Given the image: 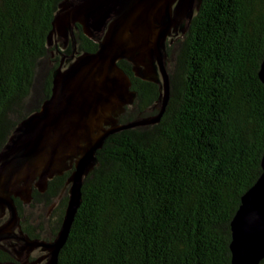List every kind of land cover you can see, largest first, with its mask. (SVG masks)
I'll return each instance as SVG.
<instances>
[{
	"label": "trees",
	"instance_id": "16d2710c",
	"mask_svg": "<svg viewBox=\"0 0 264 264\" xmlns=\"http://www.w3.org/2000/svg\"><path fill=\"white\" fill-rule=\"evenodd\" d=\"M62 1L0 0V151L51 94L59 58L48 36ZM78 28L80 51H96ZM169 52L170 99L160 122L106 138L57 264H231V222L262 173L264 0H201L176 61ZM119 65L138 93L131 107L141 116L160 107L159 85L135 76L126 60ZM131 107L122 123L142 118ZM70 174L44 193L35 188L32 205L68 192ZM68 198L52 214L55 234Z\"/></svg>",
	"mask_w": 264,
	"mask_h": 264
},
{
	"label": "water",
	"instance_id": "95a60500",
	"mask_svg": "<svg viewBox=\"0 0 264 264\" xmlns=\"http://www.w3.org/2000/svg\"><path fill=\"white\" fill-rule=\"evenodd\" d=\"M195 4L198 10L201 0H64L59 4L48 45L58 36L68 48L80 25L87 37L98 38L99 46L94 52L61 53L50 96L18 125L0 151V211H8L0 224L1 248L4 235L21 232L15 199L30 204L35 188L44 193L50 180L71 171L68 203L56 240L26 241L32 249L41 246L50 252L44 264L58 263L81 203L84 179L98 165L97 151L106 138L160 122L171 88L165 67L168 51L163 56L161 48L186 19L192 20ZM116 9L121 12L108 22ZM124 59L132 63L135 76L158 83L162 105L157 114L120 121L138 94L119 65ZM259 76L264 83V60ZM261 166V175L242 196L231 222V264H260L264 259V154ZM9 247L20 259L16 246Z\"/></svg>",
	"mask_w": 264,
	"mask_h": 264
},
{
	"label": "rangeland",
	"instance_id": "374dc122",
	"mask_svg": "<svg viewBox=\"0 0 264 264\" xmlns=\"http://www.w3.org/2000/svg\"><path fill=\"white\" fill-rule=\"evenodd\" d=\"M198 5V4H197ZM197 5L195 4V6H194V15H195V13H196V11L197 10H195L196 8L195 7H197ZM121 12V10L120 9H116V10H114L112 13H111V17H110V19L108 20V22H110V21H112V20H114L116 17H117V15L119 14ZM194 17V16H193ZM193 17H192V19H193ZM191 23V21H189V19H186L180 26L181 27H179V29H178V31L177 32H173V34H172V36L170 35V36H168L167 37V39L165 40L166 42L163 44V48H161V52H162V55L164 56V53H165V49L168 51V57H169V50L171 49L172 50V52H171V55L173 56L172 57V61L175 59V61H176V58H175V54H178V52L180 51V49L182 48V44H183V36L186 34V32H187V30H188V26H189V24ZM184 27V28H183ZM183 28V29H182ZM98 37V36H97ZM100 37H102V36H100ZM99 37V38H100ZM56 38H59L58 39V41L56 40ZM74 38H75V42H73V38H70L69 39V46H68V48H66V46H65V42H63L62 43V39H60V37H58V36H55L54 37V39H53V42H54V44L52 45V51H53V56H56L57 55V57L59 58V63H58V66L60 65V62H61V53H63V54H67V53H71V50L73 51V49L75 50V51H79V52H83V51H80V49H79V41H81L80 39H79V41H77V38H76V35H74ZM90 39H92V38H90ZM92 40H94V39H92ZM98 38H96V36H95V40H94V42H96L97 44H98V46H99V43H98ZM56 42H59L60 44H57ZM62 43V44H61ZM74 46V47H73ZM63 47V48H62ZM64 47H65V49H64ZM98 49V48H97ZM68 50H69V52H68ZM68 55V54H67ZM70 55V54H69ZM169 58H167L166 59V64H165V67H166V69H167V72H169V68L171 67V64L172 63H170L169 64V60H168ZM124 60H126L127 62H128V64H129V66H130V70L133 72V65H132V63L129 61V60H127V59H124ZM46 63H44L43 65H41V67L39 68V70L37 71V77H41L42 76V78H43V75H44V71H43V69L45 68V67H47L46 65H45ZM50 65V64H49ZM52 66H54V65H51V67ZM58 66L56 67V68H58ZM51 67H49V68H51ZM122 67V66H121ZM55 68V69H56ZM54 69V70H55ZM122 69L123 70H127L126 68H124V67H122ZM46 70V69H45ZM54 70H53V72H54ZM127 72V71H126ZM134 73V72H133ZM129 74V76L131 77V75H130V73H128ZM52 77H53V74H52ZM41 78V79H42ZM131 80H132V77H131ZM161 81H163V77L161 76ZM149 82H151V81H149ZM156 84H158L157 82H156ZM132 86H133V81H132ZM35 87H36V92H37V95H39L40 93H41V91H42V82H41V80H39L37 83H36V85H35ZM133 88V87H132ZM131 88V89H132ZM134 89V88H133ZM136 90V89H135ZM137 91V90H136ZM137 98V97H136ZM135 101H136V99H135ZM135 101H134V103H135ZM133 106V105H132ZM131 107V106H130ZM159 108V106L158 105H155V106H153L152 108H150V109H148L147 111H145L144 113L145 114H143V116H141V114H138V110L135 108V107H131V113L132 114H135V113H137V116H141V117H148V116H151V115H153V114H151L154 110H157ZM127 110V109H126ZM126 112V111H125ZM158 113V112H157ZM157 113H154V114H157ZM136 116V117H137ZM132 121H135V120H132ZM129 122H131V121H129ZM157 124V123H156ZM154 125V124H153ZM148 126V125H147ZM37 189V188H36ZM66 194H68V192L66 191V190H63L62 191V193L60 194V196L58 197V198H55V199H53L51 202H48L49 204L48 205H44V203H42V204H40V205H37V203L35 204V205H32V202H33V199H32V201H31V203L30 204H23L22 206L24 207V209H25V211H27L28 212V215H29V220H30V218L31 217H33L34 219H36V221H38V219L39 218H41L42 220H40V221H46V220H49V218H51L53 215V212H57L56 210L57 209H55L56 208V206H57V204H58V202H59V200L61 199V198H63V197H65L66 196ZM8 209V208H7ZM9 210V209H8ZM7 215H8V211L6 210V211H0V224H2V223H4L5 222V220H6V218H7ZM54 223L55 222H53V221H50V225L52 226V225H54ZM58 235V234H57ZM57 235L56 236H54V237H52L51 238V241H47V243H49V242H54L55 240H56V238H57ZM37 240H40V239H37ZM45 240H48V239H45ZM44 241V240H43ZM41 247V246H40ZM39 248V247H38ZM41 251H44V252H48V253H50L48 250H46V249H43L42 247H41ZM40 256V255H39ZM49 256H51V254L49 255Z\"/></svg>",
	"mask_w": 264,
	"mask_h": 264
},
{
	"label": "flooded vegetation",
	"instance_id": "af4514ba",
	"mask_svg": "<svg viewBox=\"0 0 264 264\" xmlns=\"http://www.w3.org/2000/svg\"><path fill=\"white\" fill-rule=\"evenodd\" d=\"M19 214L21 217V232L19 234L4 235V247H0V264H44L49 258V253L41 251V247L32 249L30 243L26 241L27 239L29 241L36 239L46 242L51 241V238L56 236L59 230L55 234L53 228L56 223L51 226L50 221L55 222L57 218L53 215L49 220L36 221V219L31 217L28 222L29 215L23 206L19 208ZM13 244L22 255L20 259L15 256L14 248L9 247V245Z\"/></svg>",
	"mask_w": 264,
	"mask_h": 264
},
{
	"label": "bare ground",
	"instance_id": "6f19581e",
	"mask_svg": "<svg viewBox=\"0 0 264 264\" xmlns=\"http://www.w3.org/2000/svg\"><path fill=\"white\" fill-rule=\"evenodd\" d=\"M160 101H161V98H160ZM161 105H162V101H161ZM160 108H161V106L158 108L159 111H160ZM124 113H125V112H124ZM124 113H123V114H124ZM123 114H122V115H123ZM122 115H121V116H122ZM121 116H120V117H121ZM161 118H162V117H161ZM120 121H121V119H120Z\"/></svg>",
	"mask_w": 264,
	"mask_h": 264
}]
</instances>
